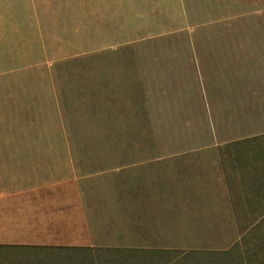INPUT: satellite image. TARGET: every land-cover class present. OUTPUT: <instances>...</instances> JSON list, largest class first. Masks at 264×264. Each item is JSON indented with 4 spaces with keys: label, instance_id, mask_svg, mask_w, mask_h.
Here are the masks:
<instances>
[{
    "label": "rangeland",
    "instance_id": "rangeland-1",
    "mask_svg": "<svg viewBox=\"0 0 264 264\" xmlns=\"http://www.w3.org/2000/svg\"><path fill=\"white\" fill-rule=\"evenodd\" d=\"M112 68L107 109L101 75ZM255 107L264 109V0H0V135L8 148L30 135H61L62 142L32 144L89 155L218 151L262 128ZM158 177L172 181L176 173ZM231 225L229 237L184 238L177 248L170 241L166 253L56 256L264 264V220ZM33 255L25 263L43 261Z\"/></svg>",
    "mask_w": 264,
    "mask_h": 264
},
{
    "label": "crops",
    "instance_id": "crops-1",
    "mask_svg": "<svg viewBox=\"0 0 264 264\" xmlns=\"http://www.w3.org/2000/svg\"><path fill=\"white\" fill-rule=\"evenodd\" d=\"M117 72L101 75L107 109ZM253 109L254 118L264 114ZM43 141L63 137L30 135L8 148L0 135V264H99L56 256L99 249L166 253L170 241L177 248L184 238L229 237L231 223L264 220V124L218 151L89 155L32 144ZM161 170L176 178L163 182ZM28 254L43 261L25 263Z\"/></svg>",
    "mask_w": 264,
    "mask_h": 264
}]
</instances>
